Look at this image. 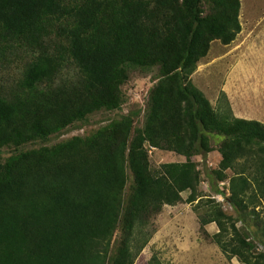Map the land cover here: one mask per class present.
I'll use <instances>...</instances> for the list:
<instances>
[{
    "label": "trees",
    "instance_id": "obj_1",
    "mask_svg": "<svg viewBox=\"0 0 264 264\" xmlns=\"http://www.w3.org/2000/svg\"><path fill=\"white\" fill-rule=\"evenodd\" d=\"M240 12V0H0V67L17 45L41 51L20 91L0 96V150H12L0 155V264H134L162 208L187 190L188 202L198 199L193 156L215 149L212 190L239 220L251 218L245 197L264 198V123L236 117L225 91L214 108L191 81L212 42L228 45L241 32ZM66 62L81 76L58 84ZM135 69L157 70L142 127L124 115L90 137L47 145L77 121L120 110ZM147 144L186 161L154 168ZM228 169L230 194L218 183ZM205 218L217 223L212 240L228 258L264 264L221 204ZM256 226L264 247V219Z\"/></svg>",
    "mask_w": 264,
    "mask_h": 264
},
{
    "label": "rangeland",
    "instance_id": "obj_2",
    "mask_svg": "<svg viewBox=\"0 0 264 264\" xmlns=\"http://www.w3.org/2000/svg\"><path fill=\"white\" fill-rule=\"evenodd\" d=\"M240 1L241 32L228 45L219 40L212 42L207 56L201 59L196 71L191 75V81L203 91L214 108L224 100L222 91H225L236 117L264 123V0ZM55 39L57 42L62 40L58 36ZM17 48L0 67V96L11 97L20 91V84L28 64L38 52L41 53L37 46L17 45ZM155 74L157 70H133L122 86L125 101L120 110L98 111L90 115L87 120L77 121L73 128L68 127L59 137L53 136L51 143L47 145L76 137H90L112 123L120 121L124 115L132 117L135 127H142L151 91L157 83ZM61 75L58 84L69 82L71 84L81 76V72L75 64L66 62ZM38 142L28 144L27 148H33L31 147L33 145L39 147L42 142ZM146 147L154 168H159L164 163L186 161L185 156L174 151L155 148L149 144ZM4 148L0 150L3 161L12 154L11 149ZM221 159V153L217 149L206 156H193L202 174L198 189L200 196L194 202H188L190 191L187 190L182 193L183 201L162 208V211L152 219V237L143 243L144 248L134 264H149L154 256H157L163 264H241L237 256L228 258L212 240L213 235L220 230L215 221L208 223L209 220H205L213 203L221 204L223 210L237 223L243 236L257 245L250 254L264 259L262 255L264 247L256 238V234L259 235L260 232L256 226L257 221L264 219V198L259 197V201L252 203L250 195H247L245 200L249 207L248 216L251 218L247 222L239 220L238 212L227 203L225 197L212 190L211 181L215 182L218 178L212 180L215 175L209 173L220 166ZM239 164L242 165V161ZM240 169L241 166L238 165V170ZM252 170L255 172V166L248 171ZM234 173V169H228L227 178L218 182L220 189L225 190L227 194H230V180ZM128 174L130 175L129 190L133 183V173L130 169ZM251 189L254 192V188Z\"/></svg>",
    "mask_w": 264,
    "mask_h": 264
},
{
    "label": "crops",
    "instance_id": "obj_3",
    "mask_svg": "<svg viewBox=\"0 0 264 264\" xmlns=\"http://www.w3.org/2000/svg\"><path fill=\"white\" fill-rule=\"evenodd\" d=\"M237 116H242V115H237ZM243 118V117H242Z\"/></svg>",
    "mask_w": 264,
    "mask_h": 264
}]
</instances>
